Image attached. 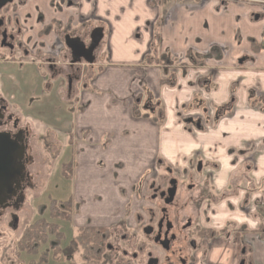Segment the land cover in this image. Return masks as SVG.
Listing matches in <instances>:
<instances>
[{
  "label": "crops",
  "instance_id": "0c3cea01",
  "mask_svg": "<svg viewBox=\"0 0 264 264\" xmlns=\"http://www.w3.org/2000/svg\"><path fill=\"white\" fill-rule=\"evenodd\" d=\"M40 7L43 14L51 10L49 0H41ZM67 12L50 19L68 20L71 28L85 30L84 37L96 27L104 29L102 51L92 65L98 71L87 85H81L82 77L74 83L81 90H60L78 110L73 129L82 174L75 181V200H80L79 185L88 180L86 170L93 171L95 180L101 176L95 166L99 160L121 165L117 182L109 175V185L95 181L94 189L106 188L111 199L118 195L122 209L127 201L121 200L120 190L129 192L158 158L179 174L202 162L213 200L201 207V225L229 237L204 243L197 264H264L261 7L232 2L218 8L214 1L199 6L196 0H76ZM32 37L46 52L54 34ZM152 45L151 57L166 62L151 63ZM158 65L168 67L171 84H163ZM144 90L163 107L159 124L132 116L135 98ZM103 199L87 203L100 209ZM239 228L245 230L242 243L234 239Z\"/></svg>",
  "mask_w": 264,
  "mask_h": 264
},
{
  "label": "flooded vegetation",
  "instance_id": "af4514ba",
  "mask_svg": "<svg viewBox=\"0 0 264 264\" xmlns=\"http://www.w3.org/2000/svg\"><path fill=\"white\" fill-rule=\"evenodd\" d=\"M208 1H214L218 8L232 2L256 4L264 14V0H196L199 6ZM40 2L41 0H0V77L5 67L21 65L27 58L39 55L43 58L42 65L51 76L54 78L61 75L67 85L65 91L71 92L73 84L81 77L84 79L88 67L92 65L83 61L72 64L64 38H79L88 46L91 32L96 28H103H94L86 37L71 36L66 32L71 27L68 20L63 24L50 17L55 13L63 18L68 16L67 11L76 7V0H49L51 10L47 14L41 12ZM33 34L47 38L54 34L55 38L44 52L43 47L46 46L35 42ZM103 41L104 37L94 53L95 61ZM152 47L153 45L149 48L148 58L153 53ZM165 59L163 57L166 62ZM80 67L83 69L79 78L77 74ZM0 85V136L7 138L0 140V146L3 147L1 150H6L8 156L11 154L14 158L12 171H0V228L6 224L12 233L16 232L14 239L7 241L0 231V264H197L199 255L205 253L204 243L229 237L228 234L216 233L201 225V207L213 200L208 195L211 177L204 173L202 162H195L190 173L179 174L160 160L158 164L164 166L166 175L149 178L145 195L147 203L141 211L136 201L138 193L134 192V203H127L116 219L96 226L87 224L88 226L76 227L70 237L60 229L59 223L71 224L77 214H71L67 221L52 220L51 223L59 227L57 233L63 235L51 236L50 246L41 245L28 251L24 233L33 220L20 230L19 216L16 213L25 204L27 191L33 190L28 172L29 133L26 128L18 126L17 114L11 112L3 97L5 93L2 81ZM39 208L35 211L38 216L36 219H44L39 217ZM80 228L100 229L98 241L89 252H74L71 243ZM244 232L243 228L237 229L234 239L242 243ZM240 253L243 255L245 248L241 247Z\"/></svg>",
  "mask_w": 264,
  "mask_h": 264
},
{
  "label": "rangeland",
  "instance_id": "374dc122",
  "mask_svg": "<svg viewBox=\"0 0 264 264\" xmlns=\"http://www.w3.org/2000/svg\"><path fill=\"white\" fill-rule=\"evenodd\" d=\"M66 32L71 36H84L85 34V30L81 28L73 29L70 27ZM54 38L55 35L52 39ZM101 48L98 50L94 64L97 63L100 51H102ZM42 60L43 58L39 55L29 57L21 65L5 67L0 77V82H3L4 99L7 101L11 112L17 114L18 126L26 128L29 133L30 166L28 172L31 175L33 190L27 191L25 204L16 213L19 216L18 227L22 230L24 226L36 219L38 216L35 215V211L38 207H40L39 217L48 219V209L52 202L62 203L70 200L77 215L71 224L59 223L60 229L66 236L70 237L76 227L96 226L105 221L116 219L122 213L123 209L119 205L118 195H112L114 197L111 199L109 194H106V188L94 189L95 181L109 185L107 179L109 175L113 177L111 179L113 183L117 182V173L120 171L121 165L119 162L110 165L99 160L95 166L101 176L96 177L95 180L93 171L86 170L88 180L86 181L85 178L84 183L79 185L81 190L78 198L80 200H75V191L78 188L75 181L77 174H82L78 171V142L75 139L76 134L73 129L74 117L78 110L74 103L67 102L64 96L60 95L61 89H63L64 94L66 93L65 79L61 75L53 78L48 69L42 65ZM79 69L80 72L77 76L80 78L83 68L80 67ZM96 69L92 70V66L88 67L87 75L84 79L81 78V85L82 83L88 84L91 76L98 71ZM72 89L81 90V87L73 84ZM153 123L157 124L155 121ZM106 142L107 138H103L102 147L105 146ZM160 160L158 158L153 168L151 167L152 169H148L142 174V178L131 183L132 187L129 192L124 187L121 189L122 191L120 190L122 201L126 200L128 204L134 203L133 200L136 198L133 193H138L136 201L139 204L138 209L141 211L147 203L145 195L147 194L149 178L154 175H166L164 166L158 164ZM126 166L130 167L131 165ZM111 169L113 171L109 174ZM121 182L125 183L123 180ZM97 193L101 194L104 199ZM99 199L104 200L102 208L99 207L100 209H94V206L87 203L90 200L97 202ZM131 209L133 208L131 207ZM3 226L0 231L6 240H13L16 232L12 233L6 224ZM18 234L19 232H17Z\"/></svg>",
  "mask_w": 264,
  "mask_h": 264
},
{
  "label": "trees",
  "instance_id": "16d2710c",
  "mask_svg": "<svg viewBox=\"0 0 264 264\" xmlns=\"http://www.w3.org/2000/svg\"><path fill=\"white\" fill-rule=\"evenodd\" d=\"M152 49L154 50V46L152 47ZM151 58L150 61L154 64L164 62L163 60L158 58ZM161 69H163V84H171V76L168 75L167 69ZM223 109H220L218 113H220V111ZM132 116L138 119H150L159 124L161 123V120L163 118V107L160 102L157 101L147 90H144L141 95L135 98L132 106ZM71 206L72 202L70 200L62 203L52 202L50 204V208L48 209V219L33 220V222L26 228L24 233V236L26 237V249L28 251H31L41 245L50 246L51 244L49 242V238L51 236H62L63 234L57 233V230H59L58 225L56 226L55 224H52L51 221L56 219L66 221L69 220L71 214H75V209ZM99 230L100 229L94 228L78 229L71 243L73 245L74 252L91 251V249L95 247L98 241V236H100V233L98 232Z\"/></svg>",
  "mask_w": 264,
  "mask_h": 264
},
{
  "label": "water",
  "instance_id": "95a60500",
  "mask_svg": "<svg viewBox=\"0 0 264 264\" xmlns=\"http://www.w3.org/2000/svg\"><path fill=\"white\" fill-rule=\"evenodd\" d=\"M103 37H104L103 29L101 28L94 29L89 37L90 43L88 44V46H86L79 38H70L69 36H66L64 38V44L66 48L69 49L70 51L72 64H77L83 61L88 65H93L95 63L94 53L98 49L101 41L103 40ZM1 139H7V138L6 137L2 138V136H0V140ZM2 148L0 146V171L7 173L8 170L12 171L14 158H12L11 154L8 156L6 150H1ZM11 174H13V172H11ZM17 174H19V171H17Z\"/></svg>",
  "mask_w": 264,
  "mask_h": 264
}]
</instances>
